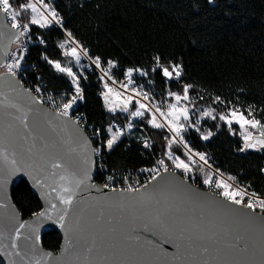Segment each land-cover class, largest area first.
I'll return each instance as SVG.
<instances>
[{"label": "trees", "instance_id": "trees-1", "mask_svg": "<svg viewBox=\"0 0 264 264\" xmlns=\"http://www.w3.org/2000/svg\"><path fill=\"white\" fill-rule=\"evenodd\" d=\"M24 1L12 0V3L15 7ZM99 4L102 18L99 41L93 39L89 28L82 32L77 25L73 27L67 16L62 20L63 28L90 55L99 56L104 63L114 61L113 70L118 78L129 68L142 69L146 73L144 91L155 101L169 91L182 93L183 85L189 84L194 105H209L216 112L238 107L245 114L251 106L255 118L264 122V0H99ZM26 17L24 14L21 21ZM30 27L33 40L40 38L43 43L33 42L28 46L23 59L29 68L24 72L25 79L44 83L53 92L70 91L71 79L48 63V60L61 63L65 60L59 47L64 39L63 31L56 26ZM157 56L160 65L169 68L180 65V77L171 80L163 77L157 68ZM82 75L80 109L88 125L102 132L104 124L110 121L122 123L120 112L109 111L105 106L101 82L94 74ZM217 96L221 102L215 101ZM133 107L129 106V110ZM147 118L149 115L145 114L136 119L135 128L105 153L107 172L118 179L152 167L164 157L169 132L148 125ZM199 125L212 135L205 140L189 129L183 137L191 148L207 154L216 169L264 197V151H240L243 140L222 121L204 119ZM145 141L148 147L143 145ZM103 179L104 174H96V182ZM12 199L23 217L40 210L39 200L25 181L14 187ZM60 241L56 231L42 237L43 246L52 251L59 248ZM0 264H3L1 259Z\"/></svg>", "mask_w": 264, "mask_h": 264}, {"label": "snow or ice", "instance_id": "snow-or-ice-1", "mask_svg": "<svg viewBox=\"0 0 264 264\" xmlns=\"http://www.w3.org/2000/svg\"><path fill=\"white\" fill-rule=\"evenodd\" d=\"M25 13L29 14V19L26 22H21ZM0 16L4 19L0 22V38L7 34L9 44L15 43L20 49L19 53L12 52L11 60L5 59L0 63V67L6 71L0 73V79L5 80L11 85L16 81L17 69L21 66V61L24 59V42L22 37H28L30 33V25H37L40 28H45L53 23L60 25L62 18L56 11V8L46 0H27L25 3H19L14 7L12 0H0ZM10 21V25L8 24ZM71 36V33H68ZM43 43V40H40ZM75 46L66 47L65 43H61L59 47L64 50L63 54L66 57L74 59L77 66L80 65L81 55L88 56V49L83 48L78 42L73 41ZM4 56L9 53L7 49H3ZM47 59V57H46ZM157 68L162 71L163 77L171 80L175 75L179 78L181 75V66L177 64L171 65V70L167 66L160 65V57H155ZM48 63L59 73L66 74L71 79L72 85L75 86V95L71 99H68L66 103H60L57 105L54 98L49 97V101L53 104L54 111L51 113L46 112V116H51L53 119L61 121L65 129L71 127V134L82 139V143L79 145V159H72L70 157H64L62 155H54L48 151V146L45 145L42 148H38L35 142L26 149H23L20 153L21 159H23L24 151L28 153L30 163H26L24 167H21L20 161L17 159V152L13 149L11 152L5 147H0V186H5L10 176L17 171H28L29 176L32 178L33 185L41 190L42 197L45 199L46 207L38 212H33L32 216L35 218L34 225L30 226L28 222L20 223L19 227L14 229V236L11 238V248L14 251L15 256H22V252L17 250L19 245L17 241L23 238L25 240H39L38 229L39 224L44 220H55L59 226L65 230L66 244L64 246L65 253L75 250L80 246L81 240V228L79 217L75 216L74 210L76 209L79 201L77 199L79 190L91 180V165L92 154L99 152V149H93L90 147V142L87 138L83 137L81 129L78 127L79 119L72 120L69 116V110L72 108L75 101L81 97V89L79 86V75L73 71L71 66H63L60 61L48 60ZM92 63L96 68L100 69L104 75L100 77L101 80H105L108 77V72L114 66L115 62L109 60L108 69L102 67L101 58L97 56ZM156 70L155 68L153 69ZM134 71L140 72V74L146 75L142 69L129 68L125 72V76L128 79L127 83L121 84L122 89L130 92L125 94L113 87H110L107 82L104 83L105 91L101 93L104 99L105 106L112 112L117 109L127 112L129 106L135 104V110L131 111V117H145L147 113L150 118H147V124L153 128L163 129L167 128L171 133V138L167 139L169 151L166 153L169 160L175 169L183 171L185 181L188 174L193 171L192 164L194 163V157H198L204 164L208 163V159L205 153L195 152L189 148L188 143L184 140L182 133L186 130V126L189 123L190 109L187 103L191 102L189 96V89L191 85H183V94L169 91L168 97L174 102H165V108H162L160 102H156L151 94L147 91H143L140 87L132 86V74ZM115 83V81H113ZM27 93L29 102L34 105H43L44 100L38 96H33L30 90L22 89ZM36 92H40V88L37 87ZM3 95V93H0ZM7 99V97H5ZM216 102H221L220 97H215ZM12 107L22 113L19 117H13L19 119L22 127L28 130V111H25L20 105L12 104ZM213 110H205L202 112L203 116H211ZM215 119V116L212 117ZM219 119L230 127L233 124L239 125L241 129V135L244 141V148L240 151H244L246 148H262L264 149V122L255 118L252 107L249 106L247 115L244 111L238 107L229 108L226 113L222 112L219 115ZM51 123V121H49ZM199 123V121H197ZM11 127V125H10ZM128 128L132 127V124L127 125ZM249 129H254V134ZM110 138L106 140V146L111 149L114 143L119 139L121 135V129L116 128L112 130L111 126L108 129ZM212 133L203 135L202 139L207 140ZM27 141V137H23ZM173 144H182L186 150L187 161L181 159L178 155H173L171 146ZM147 141H145V147H148ZM103 147V145H102ZM161 170L164 174L169 173V167L163 159L156 162V166L151 169H145L152 173V176L148 182L139 187H133L128 184L125 188H112L111 192L118 196L120 199L117 201L121 206L125 205V202L129 206H132L138 202L148 201L154 199V193H148V185L153 181H157L158 178L165 183H172L173 180H166V176L161 175ZM218 175L215 178V191H210L207 194L195 193V196L206 195L209 200H214L215 197H222L221 201H214L216 205L223 211L224 215L229 218L233 224L234 230L238 233L235 236L233 242L225 243L223 245H217L210 258L198 264H264V197L259 196L257 193H249L246 188L234 186L228 181L234 180L229 176L226 181L223 178V174L217 169ZM112 180V177L108 178ZM127 182V178H125ZM213 183L212 174L209 173L203 179V184L211 187ZM91 186V185H89ZM105 188L109 185L105 184ZM141 189H145L144 192ZM107 196V194H105ZM246 201V202H245ZM235 206V207H233ZM0 207H7L3 202H0ZM259 209V214L256 210ZM55 213V216L53 215ZM72 217H75L74 219ZM31 229V235H25L21 232L22 229ZM241 244L243 247H241ZM91 251V249H89ZM203 254H209L207 247L202 249ZM246 254L248 258L236 259L234 256L237 254ZM6 255H13V253H5ZM24 255H28L25 253ZM51 253L41 252L36 254L35 244L31 249V254L28 259L23 261V264H51L48 259L51 257ZM259 257L256 259V257ZM10 264H17L15 260H11ZM91 264V262H89ZM183 264V262H181Z\"/></svg>", "mask_w": 264, "mask_h": 264}, {"label": "water", "instance_id": "water-1", "mask_svg": "<svg viewBox=\"0 0 264 264\" xmlns=\"http://www.w3.org/2000/svg\"><path fill=\"white\" fill-rule=\"evenodd\" d=\"M3 19L0 16V22ZM13 44H9L7 34L0 38V63L8 60ZM3 49L8 50L6 57ZM3 72L5 71L0 73ZM16 81L19 83L12 82L9 85L7 81L0 79V93H3L0 95V147L7 148L9 152L15 149L21 167L31 162L26 151L21 159V146L26 150L33 141L38 148L47 145L48 151L54 155L79 159V145L83 142L82 139L71 134V127L65 129L61 121L45 115L46 112L51 113L54 110L44 104L30 103L27 93L22 91L26 89L24 84L17 76ZM31 94L34 96L32 92ZM12 104L20 105L25 111L32 109L28 111V130L22 127L19 119L13 118L21 116L22 113L12 107ZM78 127L83 137L89 141L79 124ZM25 136L27 141L23 139ZM90 147L92 148L91 143ZM261 151L264 149L246 148L242 152ZM91 159V180L79 190V203L74 210L80 221V246L68 253L64 251L65 230L55 220H44L39 224V240H25L22 236L17 241V250L22 252V256H15L16 250L10 246L11 238L15 234L14 229L24 222H28L30 226L34 225L35 218L32 215L22 216L12 199V190L20 181H25L39 200L40 210L47 205L41 190L33 185L28 174L30 169L13 173L7 184L0 186V202L7 205L0 207V259L3 264H10L11 260L23 264V261L29 258L33 244L37 255L41 252L52 254L48 258L51 264H198L209 259L217 245L233 242L238 234L232 226L233 222L214 202H223V198L215 197L214 200H209L206 195L195 196V193L207 194L211 190L188 178L185 181L181 172L169 169V173L164 174L162 171L161 175L166 176V180H174L172 183H165L158 178L149 184L147 192L154 193V199L132 206L125 202V205L121 206L117 202L120 198L114 195L111 189L94 182V154ZM141 191L144 192L145 189ZM256 212L259 214V210ZM53 215L55 216V213ZM50 231H56L61 237L56 251L49 250L42 244L43 235ZM21 232L31 235L30 228L22 229ZM205 247L209 249V254L202 253ZM25 253L28 255H24ZM234 258L248 257L246 254L237 253ZM258 258L257 256L256 259Z\"/></svg>", "mask_w": 264, "mask_h": 264}, {"label": "rangeland", "instance_id": "rangeland-1", "mask_svg": "<svg viewBox=\"0 0 264 264\" xmlns=\"http://www.w3.org/2000/svg\"><path fill=\"white\" fill-rule=\"evenodd\" d=\"M46 1L50 2L56 8V11L59 13V15H60V17L62 18L63 21L65 19L64 16H67L66 20L69 21V23L73 27L76 28V25H77V28H79L82 32L86 31L85 27L89 28V30L91 31V34L93 36V39L95 41L96 40L99 41L101 39L102 18H101V10H100L99 0H46ZM25 2H27V0H25L22 3H25ZM25 14L27 15L26 20H28L29 19V14L28 13H25ZM26 20L22 21V22H26ZM32 26H37V25H32ZM49 26H54L55 27V23H53L52 25H49ZM73 41H75L73 39V37L69 36L66 33V34H64V39L59 43V45L63 42V43H65L66 47H72V46H75L73 44ZM84 41H85V38H84ZM62 52H64L63 49H62ZM63 56H64V54H63ZM64 57H65V60L62 63V65L63 66H71L73 68V71L76 72L79 75V78L81 76H83L82 74H85V70H86V68L88 66L93 68L91 62L88 61L86 56H84V55H81V60H80V65L79 66L76 65L74 59H72L70 57H66V56H64ZM92 58H93V60L95 59L94 57H92ZM170 70H171V68H170ZM3 71H5V69ZM173 77H175V75ZM107 81H108V79L100 81L101 84H102V92L105 91L104 83L107 82ZM113 85L114 86H119L121 84L120 83H113ZM133 87H135V86H133ZM167 94H168V92L165 94L164 98H162L161 100L156 101V102H160V105H161L162 108H165V102H168V103L174 102L171 98L168 97ZM180 94L182 95L183 92L180 93ZM189 96L191 97V102L187 103V106L190 109L189 123L186 126V132L184 134H182V135L184 136L187 133V131L189 129H191V130H195L197 133H199L201 138H202L203 135H207L211 131H209L206 127H200V125H199L200 122L203 121L204 119L217 120V121L221 122V120L219 119L220 113H222V112L226 113L228 110L218 111V112H216L214 110V112L212 113L211 116H203L202 115L203 111H205V110H213L214 108L209 106V105H200V104L194 105L193 101L195 100V98L193 96H191L190 94H189ZM132 105L134 107H133V109L131 111H134L135 110V104L133 103ZM131 111L129 110V112H128L130 114V116H131ZM245 115H247V114H245ZM192 116H194V118H192ZM213 116H215V119L212 118ZM133 118L141 119L143 117H133ZM197 121H199V123H197ZM223 124H226V123L223 122ZM233 125H234V127H233ZM233 125L230 127L228 124H226V126H228L230 128V130L232 129L231 131L233 133H236L237 136H239L241 138V140H243L242 135H241V129H240L239 125H237V124H233ZM249 131H252L254 134L256 133L254 129H249ZM128 133L129 132H127L126 134H128ZM121 136H124V135H120V137ZM168 136H169L168 139H170L171 138V133H169ZM120 137H119V139H120ZM108 138H110V133L106 134V139H108ZM184 140L188 143V146L192 150L193 153L197 152V151H195V150H193L191 148L189 141H187L186 139H184ZM168 151H169V147H168V144H166L164 157L161 156L160 159H163L165 161V163L168 166H171V168L173 169L174 167L172 165V162H171V160L168 159V157L166 155V153ZM171 151H172L173 155H178V156L181 157V159H185L187 161V156L185 154L186 150H185V148L183 147L182 144H173L171 146ZM160 159H158V160H160ZM196 161L197 162L200 161L198 157H194V163L191 165L192 168H193V171L188 174V177H190L193 180H196L198 183H200V185L206 187L207 189H210V190L213 189L215 191L216 190L215 189V178L218 175V173L216 172L217 169L212 165V163L210 162L209 158H208V163L207 164L199 165V167H197L198 165L196 164ZM176 170L181 172L182 174H184L182 170H180V169H176ZM209 173H211L212 177H213V183H212L211 187L203 184V179ZM220 173H222V172L220 171ZM222 174H223V178L227 181L229 176L225 175L224 173H222ZM197 177L200 178V180H198ZM228 182L232 183L234 186L245 188L244 186L238 184L234 180H231V181H228ZM248 192L252 193L250 191H248ZM257 210H259V209L257 208Z\"/></svg>", "mask_w": 264, "mask_h": 264}, {"label": "built area", "instance_id": "built-area-1", "mask_svg": "<svg viewBox=\"0 0 264 264\" xmlns=\"http://www.w3.org/2000/svg\"><path fill=\"white\" fill-rule=\"evenodd\" d=\"M22 22V21H21ZM8 23L10 24L11 22L8 21ZM23 23V22H22ZM55 26L59 29H61L63 31L64 34H68L70 33L69 31L65 30L63 28V22L60 25L55 24ZM33 32L32 29L30 27V33L28 37H22V41L24 42V56L27 52L28 46L33 43V42H39L40 43V38H38V40H33ZM74 39V38H73ZM75 40V39H74ZM76 42L79 43V45L82 46L81 42L78 40H75ZM42 44V43H41ZM13 47H11V51L9 54V58L8 60H11V53L12 52H17L19 53L20 49L17 47V45L14 43L12 45ZM96 58V55H90V53L88 52V56H86L87 60L91 62L92 67L88 66L85 70V73L87 74H94L96 76V78L101 81L100 77L102 75H104V73L101 72L100 69L96 68L95 64L92 63L93 58ZM91 58V59H90ZM102 63V67L104 69H108V63H104L101 60ZM29 68L25 66L23 60L21 61V66L19 69H17V77L20 79V81L24 84L25 88L27 90H30L34 96H38L40 98H42L44 100V105H46L47 107H49L50 109L54 110L53 108V104L49 101V97L54 98L55 103L57 105H59L60 103H66L68 99H71L73 95H75V86L72 85L70 91H62V92H53L50 90H47L43 84L38 83H30L27 81V79H25V75L24 72H26ZM6 71V70H5ZM108 77H106V79L111 80L112 82L115 81V83H120V84H124L128 82L127 77L124 75L122 78H118L113 70V67L111 68L110 72H108ZM144 75L142 76L140 74V72L138 71H134L132 74V86L135 87H140L142 88V90H144V81H143ZM79 86L81 89V97L75 101V103L73 104L72 108L69 110V116L72 117L73 120H77L79 119V125L80 127L85 131L91 145L93 149H99V152L97 153H93L94 154V158H95V163H96V174L100 173V174H104V179L102 180V182H96L95 181V177H94V182L99 183L101 185H105L108 184L109 185V189L112 188H116V189H120V188H125L128 186V184H131L133 187H139L140 185H144L146 184V182H148L152 176V173L149 171H145V169H151L155 165H153L152 167L149 168H142L138 171L137 174L134 175H125L124 177H121L118 179V176H114L113 173H108L107 169H106V165H105V153L108 150L107 146H106V134L109 133L108 129L111 126L112 130L115 131L116 128H120L121 129V135L126 136L127 132H129L131 129L135 128V118L131 117L130 114L128 112H124L121 111L120 109L118 110L120 112V115L123 118V122L119 123L117 121H110L106 124H104L103 126V130L102 132L99 129H94L92 126L88 125L87 121H86V117L85 114L83 113V111L80 109V105L83 102V89L80 85L79 82ZM102 86V84H101ZM37 87L40 88V92L37 93L36 89ZM192 118H194V116H192ZM131 123L132 127L128 128L127 125ZM186 132V130L182 133L184 134ZM103 145V147H102ZM143 145H145V142H143ZM207 159L209 158V156L206 154ZM197 165H205L202 161H196ZM169 169H172L171 166H168ZM173 170H176L173 168ZM163 170H161L162 172ZM112 177V180H109L108 178ZM125 178H127V182H125ZM210 190V189H209ZM211 191L214 192V190L212 189Z\"/></svg>", "mask_w": 264, "mask_h": 264}, {"label": "crops", "instance_id": "crops-1", "mask_svg": "<svg viewBox=\"0 0 264 264\" xmlns=\"http://www.w3.org/2000/svg\"><path fill=\"white\" fill-rule=\"evenodd\" d=\"M107 83L109 84L110 87H113V88H115V89H117V90H119V91H121V92H123L125 94H128L130 92V89H128V90L122 89L120 87V85L119 86H114L113 83L110 80H108ZM127 112H129V111H127Z\"/></svg>", "mask_w": 264, "mask_h": 264}, {"label": "bare ground", "instance_id": "bare-ground-1", "mask_svg": "<svg viewBox=\"0 0 264 264\" xmlns=\"http://www.w3.org/2000/svg\"><path fill=\"white\" fill-rule=\"evenodd\" d=\"M47 2V1H46ZM52 25V24H51ZM197 167H199V165L197 166Z\"/></svg>", "mask_w": 264, "mask_h": 264}, {"label": "flooded vegetation", "instance_id": "flooded-vegetation-1", "mask_svg": "<svg viewBox=\"0 0 264 264\" xmlns=\"http://www.w3.org/2000/svg\"><path fill=\"white\" fill-rule=\"evenodd\" d=\"M194 182V181H193Z\"/></svg>", "mask_w": 264, "mask_h": 264}]
</instances>
